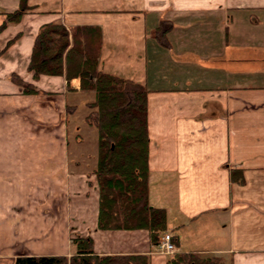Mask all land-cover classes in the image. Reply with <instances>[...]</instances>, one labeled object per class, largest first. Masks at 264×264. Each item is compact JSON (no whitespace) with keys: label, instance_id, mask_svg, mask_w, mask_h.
<instances>
[{"label":"crops","instance_id":"obj_1","mask_svg":"<svg viewBox=\"0 0 264 264\" xmlns=\"http://www.w3.org/2000/svg\"><path fill=\"white\" fill-rule=\"evenodd\" d=\"M27 6L2 28L20 0H0V264L70 258L73 241L87 237L98 256L169 259L146 230L98 229L97 152L84 151L86 114L78 120L93 93L77 79L68 86L64 75L34 78L28 70L48 23L70 34L98 28V70L150 90L149 204L165 210L177 252L264 264V0ZM17 80L36 92L23 93ZM233 171L242 182L232 180Z\"/></svg>","mask_w":264,"mask_h":264},{"label":"trees","instance_id":"obj_2","mask_svg":"<svg viewBox=\"0 0 264 264\" xmlns=\"http://www.w3.org/2000/svg\"><path fill=\"white\" fill-rule=\"evenodd\" d=\"M27 9V0H20L19 10L7 18L2 28L17 21ZM100 45L98 28H77L70 34L62 24L48 23L35 38L28 70L34 78L64 75L68 86L77 79L81 91L93 93V100L85 106L84 121L97 134L93 172L99 188L97 227L102 231L146 230L152 245L157 247L167 225L165 210L149 204L147 97L150 90L99 71ZM16 82L23 93L36 92L32 84ZM71 108L75 113L76 106ZM231 177L236 183L242 182L239 171H233ZM72 244L75 253L70 258H21L17 264H150L145 255L98 256L89 237L77 238ZM166 264L225 263L198 252L176 251Z\"/></svg>","mask_w":264,"mask_h":264},{"label":"rangeland","instance_id":"obj_3","mask_svg":"<svg viewBox=\"0 0 264 264\" xmlns=\"http://www.w3.org/2000/svg\"><path fill=\"white\" fill-rule=\"evenodd\" d=\"M165 27L162 26L161 29L163 30ZM160 29V30H161ZM87 114V110L80 111L78 120H82L83 116ZM81 132L85 136V141L89 145L84 151L89 153L90 151L94 154L97 152V134L96 130L93 128L87 127L85 124H81Z\"/></svg>","mask_w":264,"mask_h":264},{"label":"built area","instance_id":"obj_4","mask_svg":"<svg viewBox=\"0 0 264 264\" xmlns=\"http://www.w3.org/2000/svg\"><path fill=\"white\" fill-rule=\"evenodd\" d=\"M157 249L161 255L172 256L177 250L173 242V236L171 234L165 233L160 239V243Z\"/></svg>","mask_w":264,"mask_h":264}]
</instances>
